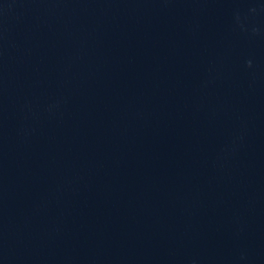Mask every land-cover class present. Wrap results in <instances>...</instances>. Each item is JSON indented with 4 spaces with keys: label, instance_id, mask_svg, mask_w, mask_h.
Masks as SVG:
<instances>
[{
    "label": "water",
    "instance_id": "obj_1",
    "mask_svg": "<svg viewBox=\"0 0 264 264\" xmlns=\"http://www.w3.org/2000/svg\"><path fill=\"white\" fill-rule=\"evenodd\" d=\"M0 264H264V0H0Z\"/></svg>",
    "mask_w": 264,
    "mask_h": 264
}]
</instances>
